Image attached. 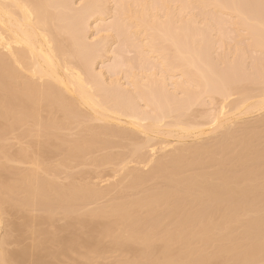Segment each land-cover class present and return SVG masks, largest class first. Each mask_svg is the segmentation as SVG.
Instances as JSON below:
<instances>
[{
	"label": "bare ground",
	"instance_id": "bare-ground-1",
	"mask_svg": "<svg viewBox=\"0 0 264 264\" xmlns=\"http://www.w3.org/2000/svg\"><path fill=\"white\" fill-rule=\"evenodd\" d=\"M66 1H68V0H0V110H1V106L5 108L4 111L2 109L3 113L2 112L0 113L1 119H5V118L9 117L10 119H12L11 124H16L19 122L27 121L26 119H28V121L32 122V124L39 126V129H38L39 133L41 132V130L46 132L47 137L45 135L43 137H46L47 139L44 138V140L45 139L46 140L45 141L43 140L44 142L41 141L42 143L39 142L38 144H40V143L42 145L45 144V146H46V144H53V143H50L51 142L50 140L52 138H53L52 141L54 139H58L55 137L56 134H52L53 133L52 128L54 126V123L52 121L50 122L48 120H46L45 124H40V122H39V116L37 114V111L41 107V103H40L41 101H38L37 99H38V97L39 98L41 97V100L43 102L47 103L48 106H51V105L54 106L55 105L54 107H56V105H57L56 108L59 109V111L61 112V114L63 116V119L66 122L71 121L72 118H73L72 121L77 119L76 121L78 122V120H81V117H82V122L84 124L86 122L88 123V121H86L87 119H89V122H90V120H91V122H92V120H93V122H97V121L103 122L102 124H104V125L98 128V126H96V125H95V127H93L92 123H90L89 126H87L88 125L87 123H86V126L85 125L82 126V122L80 121L81 122L80 125L84 128L83 129L81 127L83 132H81L82 130L80 129L81 133L80 132L78 133V135H80V136H78V139L76 138V139H73L70 142H68L69 148L75 150V149H79V147H81V146L90 147V146L96 145V144H101L103 146H106L107 143L109 142V138H116L119 140H124L126 142H129V144H132L131 147L129 146L131 148V149L129 148V150H130L129 151V157L126 156V158H123V159L121 158L120 163L117 162V161H119V158H118V160H115L114 159L115 157L114 156L112 157L113 160L116 161L117 163L123 164V167L121 166L123 168V170L127 166L126 165L127 159H130V158H131V160L133 159L132 160L133 162H136L137 164H142L143 167H148V166L153 164L150 167V170L148 171V173L147 172L146 173L140 172L141 174H139L138 171L140 170L139 169L140 166L138 168L139 170H136L138 173L135 172L136 168L133 170L135 173L134 172L132 173L130 171L131 173L130 172H129L130 174L128 173L129 174L128 177L130 178V179H128L129 182H126L127 184H124V185L127 186L130 190L131 189L134 190V188L139 187V185L146 183V182H149L150 180H153L154 178L158 179V177H159L162 180L161 181L159 179L162 182V184L160 183L161 184L160 186L158 185L159 181L156 179L158 181L157 186L155 184V186H152V189H150L151 188L150 187L142 197L134 199V200L128 202V204H126V205H118V204L116 205L115 204L116 206H114V204H112L107 208H102V209L98 208L97 211H95V212L92 211V215L96 216L97 218H98V216H99V218L100 217L106 218L105 215L108 216V214H112V216L118 217L120 220H123L124 228H125V231H123V232L126 234H123V232H121L122 234H119V235L116 234L117 236L113 235L114 238L112 236L113 239H112V243L110 245H113L114 250L117 249V251L122 250L123 252H125V250H126L129 252L130 251L132 252V250H131L133 247L132 245H134L136 243L143 246L146 249V251L149 250V251H147L148 254L145 250H144V252L139 251V250H137L138 252L134 251V253H136L137 257L136 258L131 257L132 261L130 258L129 261L123 262L122 264H138V263H140V262H138L139 261L138 257L141 260L143 255L145 256L146 254L148 255L146 257V260L148 259V264H201V263L210 262V260L212 261V259L213 260L219 259L220 260L219 262L224 263V264H263V262H264V209H262L261 207L260 208L262 210L260 208H258L259 210L256 209V211H254L255 209H251L254 211V214L251 211L252 214L249 213V215H248L249 217H247L248 219L244 221V224L242 225V227H243V229H242L243 231L241 234L242 236H240V238L237 239V241L239 240L238 242L231 235V233L233 231L232 228L240 222L241 215L244 212H246L245 209L247 207L251 208L249 206H252L255 202L256 203L253 206H255L257 203L260 204L259 202H261L262 206H264V204H263L264 203V182L262 184L254 182L256 180V177L260 173L264 172V170H263L264 165L263 164H261V165L256 164V160L261 158L262 155H264V149L258 150L259 152H257V150H256V152H255L253 145L251 146V144L254 141V139H253L254 138V136H253L254 131L251 132L252 135L250 134L251 135L250 137L253 136L252 138H250V139H252L251 142H250V139H249V142L244 141V140H248V139H244L243 141L238 140L239 143H240V141L242 143L241 147L243 144L245 145V146L243 145V148H241L242 151H244V149H245L243 154H242L241 150L237 151L238 155L241 153L240 156H238L237 154H234V157L237 156L238 157L237 159L241 160L240 161L241 163H237V161L239 162V160L235 159L234 161H236V163H237L236 165L224 164V162H223L224 159H222L223 157L221 156V154H223V150H225L224 149L226 146L225 143H228V142L223 140L225 142V143H223V145H224L223 146L220 144L222 142V139H220V138L223 137V139L226 138L225 140L229 141L230 138L225 136V135H227L226 133L229 131L230 134L233 136V137H231L230 135H227V136L231 137L230 141L232 140V138H233V140H235V135H236L235 133L237 132L236 131L234 133L235 135L232 134L233 132L231 133V131H234L233 129H235V128H233V125L231 128V123H228V125L230 124L229 125L230 127L227 125L225 126V128L226 127L231 128L230 129L231 131L226 128L227 129L226 133H225L226 129L223 126L226 122V120H224V119H226V117L232 115V113L230 115H226V114H229L228 112H230L229 108H227V107L229 105L232 106L231 104H229L228 106H226L228 103L227 104L221 103L222 105H218L219 106L218 114H215V113H214V115L212 114L214 117L212 119V116H211L212 121H210V122L208 120V121H204V123H202V124H201L202 121L199 122V124L198 123L195 124V122L193 124H190L191 121L188 120L189 124H186L185 121L183 123V117L179 116V119L178 118H175L176 120H174V118L172 119V121H174V122L169 121L170 123H165V118L170 117V114H171L170 112L172 111L171 108H173V107H171V108L169 107L170 101L168 102L169 108L167 106L165 108V104L167 105V102L165 103V101L167 100L166 96L170 95V97H168V96L167 97H168V100H171V94L169 92H167L169 94L164 95L163 97H165V98H163V97H160L159 93H155V91L152 90L154 88L156 90L159 87H161L163 82H165L162 80H165V79L158 78V79H160V83L162 81V83L160 85H158L159 84V82H157L158 79L156 81V83H158V84L155 83V80H156V78H154L155 76L153 77L152 74H149V75L147 74L148 76L152 75V77H147V75L144 73L145 77L144 76L143 77L146 78V80H148L149 78L155 79L154 81L151 79L152 82H154V83H152L151 80L149 79L152 84L149 81L145 80L147 83V85H146L147 87H146L144 85L145 81L144 82L142 81L143 84H141L142 82L139 83L138 78L136 77V74H138L136 71H135L136 72L135 74L133 73V71H129L130 75L127 72V74L129 75L128 76V79H129L128 82L131 84V86L133 85V87H134L133 93L136 96V99L133 98V101H131V99L128 100L125 98H120V96L123 97V95H122L123 90H122L121 86H120L121 88L119 86L117 87V88H120L121 90L116 88L117 93H118V90H119V94H120V91H122L120 96H118V97L114 96L116 98H113L111 96L109 97V95L105 96L104 92H102V90L104 89V88H102L103 85L101 84L102 86H100L97 84V81L93 80V78H95V76L93 74H91L92 71L89 73L88 66H87L88 60L86 59L87 57H85L87 48H84L85 46L81 45V44H84L83 42L82 43L80 42V41H83V39H82L83 37L82 36H81L82 38L80 37L81 34L78 35L79 32L81 31V29L79 28V21H78L80 19L78 17H81V13H82V12L80 13L79 11L82 10L84 13L85 12L88 13L96 5L94 3H91L92 0H87L86 3L84 2V6L81 7L79 11L77 10V13L73 14L72 11L73 12H76V11L73 10L74 9L73 7H70L71 3L69 4ZM116 1H118V0H116ZM132 1L136 2L137 0H132ZM139 1H140V3L138 4V6H136V7H139V9L135 10L136 7L134 9H132L133 7L131 8V4L133 5L132 2L130 4H127L129 2V0L127 2H125L124 0H123V2H121V0H119V2H121L120 3L121 6L124 3L122 8H121V11L122 12L124 11V14L127 13L126 14L127 17L124 15L122 19H124L126 17L128 20L125 18L126 21H124V22H127V21L132 22L133 21L135 26H137L138 28H139V26H144L146 29L144 27H140V28H142V30L144 32V35H145L144 37L147 39L149 37V41L146 39L148 41V42L146 41L148 44L145 42L147 44V46L143 45V47L146 46V48H147L149 46L147 50L149 51V48H150V51H149L150 53L153 52L154 50L158 49L159 52L154 51L153 53H158L157 55L163 54L164 53L163 51H167L166 48H161L160 46H157V45H158V40L160 41V40L167 38L166 36H168V37H169V35L171 36V30H168L169 27H168V23L166 22V20L169 19V15H167V14L172 13L171 12L172 10L170 9L172 4L170 5V2L168 0H160L161 2L158 0H154V1L160 2V5L163 4V6H165V8H166L165 13L166 12L167 13L164 15H165V17H166V15L168 16V19H166L167 17L166 18L164 17V20H163L164 24H165V22L167 23V25H164V30H165L164 33H163V30L156 29L157 32L161 33V31H162V36L164 35V37H165V38L163 37V39H162V37L160 36L161 34H157L156 32H154L155 30L154 31L152 30L153 33H152V31L148 32V30H149L150 26L153 24V21L155 22V19H159L156 16L160 13L158 12L157 15H155V14L157 13V9L162 8L163 6H161V7L157 6V4L159 5L158 2L155 5V3H153L152 0H150L151 2H149V0L148 1L147 0H139ZM172 1H175V0H172ZM191 1L196 2V0H191ZM210 1L212 2V0H209V2ZM214 1H213V3H214ZM216 1H218V0H216ZM220 1H221V3H220ZM224 1H226V0H224ZM101 2L102 1L100 0V3ZM174 3H177V0ZM178 3L181 4L180 5L181 8H183V7L188 8L189 6L193 7L192 6L193 4L190 1H189V3H188V1L183 2V3L181 1H179ZM196 3L200 4L199 6H202V4H203V6L207 5L204 7H210V6L211 7H215V6L217 7V6H220L222 4V0H219L218 2H216V4H213V6H212V3L208 4V2L206 0L197 1ZM196 3H194V4H196ZM219 3H220V5H219ZM229 3H230V1L226 3L227 5L225 4L226 6L224 7L225 8L224 10H227L226 7H228ZM236 3H238V2L237 1L235 2V0H234V5H233L234 7H235ZM187 4H189V5H187ZM134 5H137V3H135ZM175 5H177V4H175ZM118 6H120V5H118ZM221 7H222V5H221ZM199 8H201V7H199ZM118 10H119V8H118ZM158 10H160V9H158ZM78 12L80 13V15H78L79 14ZM87 13L85 14V16L87 15ZM93 13H91V14H93ZM150 13L152 14V18L149 17V16H151ZM69 14H70V17H73L72 19H74V15H77L78 17L76 19H78L77 20L78 23H72L70 21L68 24L65 25L66 20H68V21L70 20V17L69 16L67 17V15H69ZM63 15L65 16L64 17L65 21L61 20V19H63V17L61 18V16H63ZM82 15H84V14H82ZM87 16H92V15H90V13H89V15H87ZM146 17L147 18L149 17L151 19H153V17H154L153 20L150 19V21H151V23L149 24L150 26L147 25L150 21L147 20ZM159 17H160V15H159ZM171 18L169 19L170 21H171ZM146 20L149 22L147 23ZM203 20L205 21L206 19L204 18ZM160 21L157 20V23ZM61 22H63L64 24L62 23V25H61ZM144 22H145V24H144ZM70 23H72V24H70ZM140 23H142V24L140 25ZM157 23L155 22L151 26V28L153 27L152 29H154V27L155 28L158 27ZM161 23L162 22H160L158 24H161ZM116 25H118V24H116ZM131 26H132V24H131ZM146 26H148L149 28ZM161 26H162V24H161ZM165 26L168 29H166ZM112 27H113V29L115 28L114 26H112ZM132 27H133V29H135L134 26H132ZM137 27L135 30L138 29ZM140 28H139V30H141ZM116 30H117V28H116ZM135 30H134V32H135ZM166 30H168V31L166 32ZM119 31H121V30H118V33L122 32V36H123V30L121 32H119ZM138 31H136V33H133L134 36H135V34H139L140 31L139 32ZM146 31H147L148 35L146 34ZM98 32H100V31H98ZM132 32H133V30H132ZM166 33H168V34L166 35ZM116 35H119V34L116 33ZM141 35H143V33ZM61 36H65L64 38L67 41H68L67 38H69L70 41L73 40L75 42L73 50H71V48H67L65 46V44L63 43V37H61ZM123 37H125V36H123ZM123 37H122V39H123ZM120 38H119V40H121ZM170 38H172V37H170ZM188 39H190V38H188ZM191 40H192V38H191ZM121 41H120V44H121ZM169 41H170V39H169ZM73 43H72V45H73ZM202 43L203 42H200V43L198 42V45L200 44L199 46L197 45L198 47L195 46L197 44V42L195 45L192 44V46L196 47L197 51L195 48H193L192 46L189 45L190 48L187 51H190V56L192 54L191 51H193V50L196 54V55L193 54V56L195 55V57L199 53L200 54L198 55V57L203 54L202 51L204 52V45H203V47H201ZM129 44H131V43H129ZM168 45H169L168 50L169 49L171 50L170 44H168ZM156 46L159 48H157ZM144 50H145V48H144ZM179 50L177 51V53L179 52L178 55H180ZM83 54H84V56H83ZM166 54L169 55L170 52L168 54V51H167V53H165V56H167ZM77 56L84 57V60H86V61L83 60V62L76 63L75 58ZM160 56H163V55H160ZM198 57H196V58H198ZM200 57H199V59H201ZM202 58H203L202 60L206 61V59L203 57V55H202ZM201 63L203 64V62H201ZM189 64H190V62H189ZM191 64H192V62H191ZM171 66H173V65H171L170 63L167 64V67L170 69V71H171V69L175 68L174 66L173 67H171ZM197 66H199V65H197ZM17 69L20 70V72ZM106 69H108V68L106 67ZM169 69L166 68V70H168V72H170ZM110 70H111V68H110ZM184 70L186 71L187 69H184ZM185 71H184L185 75L183 74V76L187 77L189 75L188 76L189 78L188 77L186 78L188 80V82L191 81V84L194 82L192 84V86H195V87L199 86L198 88L196 87L199 90L198 97H201L200 96L201 94L204 95V93L206 92L205 90L207 89L206 85L208 83L206 82L207 84H205V88H203L204 85L201 86L200 82H198L200 79L203 80L204 77L203 78L200 77V79L197 77V80H195L196 78L192 77V76L196 75L195 72H193V71L189 72L188 71L189 74H187ZM21 72L26 73L25 77L22 76ZM145 72H147V71H145ZM202 74H203L202 76H204V73H202ZM137 76L139 77L140 75L138 74ZM156 76H157V74H156ZM191 77H192V79H191ZM135 78H137V80H136L137 82L135 81ZM206 78H207V75H206L205 79ZM33 80L36 82L38 81L39 85L41 83L44 84V82H46L43 85V87H42V84L40 85L43 89L41 87H39V85L37 86L38 82H37V84H35ZM141 80H143V79H140V81ZM224 80L225 79H223V82H224ZM227 80L228 79H226L225 84H226V82L229 81V80L228 81ZM133 81H135V82H133ZM188 82H186V84ZM137 83H139V84H137ZM176 83L177 82L174 83V87H175L174 89L175 90H177V88H179L181 86L180 84L177 83L179 87L176 88V86H175V85H177ZM197 83H199V84H197ZM204 83H205V80H204ZM135 84L139 85V87L142 90H144V87H146L145 88L146 91L150 90L146 93L147 96H146V94H141V92H139V94H138V90H137L138 87ZM169 84H171V83L169 82ZM195 84H197V85H195ZM225 84L223 83L224 86H225ZM142 85H144V87H142ZM148 85H151V86L155 85L156 87L152 86L149 88ZM98 86H100L102 89H100V87H98ZM37 87H39L40 89ZM140 88H138V89L141 90ZM196 88H193V89L195 90ZM134 89L137 90V92ZM162 89L164 90V88H162ZM104 90L108 91L107 89H104ZM261 90H259V91H261ZM152 91H154V92H152ZM228 92H229V90H228ZM228 92H226V93H228ZM263 92L264 91L262 90V93ZM153 93L155 96L159 95L160 100H161V98L163 100L165 99V101H164L165 104L164 105L162 104V107H164L166 109V111L164 110V112H163L162 111L163 108L160 109V111H158V108L155 109L154 106L155 105L159 106L158 105L159 103L155 104L154 106H153V104L156 103V101H159V100H157L159 98L157 96V99L155 98L156 101H154L155 96L153 95ZM223 93L225 94V92H223ZM257 93H259V92H257ZM262 93L260 92V94H262ZM140 94H141V96H139ZM228 94H231L230 96H232L233 93L229 92ZM144 95L147 98L149 97L150 103H152V102H154V103L151 105L147 101L144 102V100H145V99H143ZM259 95H258V97H259ZM224 96L225 95H223V97ZM250 96H248V97H250L253 100L254 93H253V95L251 94ZM248 97H246V98H248ZM261 97L258 98V99L261 98L260 100H257V97H256V99L254 98L257 101L254 100L255 103L252 102L253 105H251V103H250L248 105V106L251 105L250 108L249 107L243 108L245 110L244 114L241 113V111L244 112V110H241L238 113L245 116V115H248L249 113L251 115L252 111H254V112L264 111V93H263V96L261 95ZM190 98L191 97H189V99H187L186 101H188V100L191 101ZM150 99L152 100V102ZM227 99H229V98L227 97ZM234 99H233V103L236 101V100L234 101ZM251 99H249V100H251ZM136 100H138V102L140 101V102L145 103L144 106H140V107H143L142 110L144 109V111H146L149 109L150 111L143 112L141 110L140 111L136 110L135 107L138 106L136 104L137 103ZM214 100H216V99H213V101ZM222 100H223V98H222ZM242 100L243 101H240V100H237V101H240V104H243V105L249 101L247 99L245 102V100L243 98H242ZM192 101H193V99H192ZM218 101H219V99H218ZM225 101H227V100L224 99V102ZM189 103H191V102H189ZM235 103H234V105H235ZM77 104L80 107L79 106L77 107ZM236 105H238V104L236 103ZM243 105H241V108L244 107ZM151 106H152V108H151ZM81 107L83 109H86L88 111V113H90V118H88L89 115L87 112H86L87 113L86 114L84 111L83 112L81 111V110H83ZM153 107H154V110H153ZM239 107L240 106H237L236 109ZM77 108H81V109H77ZM230 108L233 109V108H235V106L233 108L232 107H230ZM167 109H168V111H167ZM227 109H228V112H227ZM246 109H248L249 111ZM79 110L82 113H80ZM213 110L215 111V109H213ZM154 111L155 112L158 111V113H160V114H158V113L156 114ZM161 111H162V113H161ZM165 112H168V115H166L167 113H165ZM232 112L234 113L233 110H232ZM83 113H84V115H83ZM172 113H173V111H172ZM238 113H236V114H238ZM246 113H248V114H246ZM240 114H238V115H240ZM86 115H88V117ZM238 115H236V116L238 117ZM180 117L182 119L181 122L179 121ZM231 117H229V118H231ZM91 118H93V119H91ZM229 118H227V119H229ZM83 119H84V121H83ZM232 119H229V120H232ZM254 119L257 120L256 117ZM94 120H97V121H94ZM221 120H224V121L222 122ZM258 120H260V122H261V119H258ZM227 122H229V121L227 120ZM262 122H264V119H262ZM234 125H235V123H234ZM0 126H1V123H0ZM222 128H224L223 130H224L225 134L220 131L221 136L220 137L216 136L219 139V141L221 140L220 143L219 142L217 143L216 137H215L216 140L213 137L215 141L212 142V143H215V142L217 143L215 152L216 151L221 152V154L219 152V155H220L219 157H222V158H220L222 160L219 159V161H222V163L217 162L216 166L218 167V169L214 172L211 171V172L207 173L204 170V167H202V169H199L200 171L197 174L193 175L190 173L191 175H188L187 177L182 176V173L184 172L185 169L193 168V164L190 161L193 160L194 157H197V156L199 157L200 151H202L203 153L210 152V151H211V153H214V152H212V150L209 151L208 149H207L208 151L204 150L203 149L204 148L203 143H202L203 148L200 145H199L200 147L198 148L196 144L193 146L191 143V144H189L191 146H189L188 143L185 142V144L187 146L185 144H183L182 148L177 149L176 148L177 146L175 147L174 146L175 144L173 142H171L170 140L174 139V140H177L176 142L180 143L179 141H184L186 139L189 140V138H191V139L192 138H200L202 136L209 135V134L214 135V133H217L216 131H218L219 129L221 130ZM3 131H5V130H3ZM254 133H256V135H259V132H254ZM218 134H219V132L215 135H218ZM81 135H83V136H81ZM85 135H87V136H85ZM256 135H255V138H256ZM263 135H264V132L262 133V137L264 138ZM84 137L87 139H85ZM168 138H171V139L169 140ZM237 138H238V136L236 137V139ZM238 141H237V144H238ZM172 143H173V145H172ZM231 143L233 144V142H230V143H228V145ZM213 145H215V144H213ZM172 146H174L173 147L174 151L177 150L176 152H173V150L171 149ZM178 146H180V144ZM222 146H223V148H221ZM205 147L209 148L207 146H205ZM244 147H246V148H244ZM168 149H170L172 151H170ZM165 150H167L169 152H167ZM3 151H2V148L0 147V155L3 154L2 153ZM163 151L168 155L165 154L166 155L165 156ZM233 151H232V154L229 156V157H231V159H234V158H232V155H233V153H236ZM159 152H163V155H161L162 153L158 154ZM171 152H173V153H171ZM21 154H23V153H21ZM157 154L159 156L161 155V157H159V158L156 157V158H158V160L155 161V159H156L155 155H157ZM188 155L192 158H190ZM217 156H218V153H217ZM110 157L107 156V158L105 159L106 162L108 161L107 163H110L109 161H112L111 160L112 158H110ZM131 160H130V162H132ZM225 160H227V158H225ZM119 164H116L118 166L117 168H119ZM204 165H208V164H204ZM232 165H234L237 168L235 169V167H233ZM133 167H134V165H133ZM133 167L131 169H133ZM135 167H137V166H135ZM1 168L3 171L0 170L1 171L0 172V174H1L0 188H1V186L6 185L8 182H12V180H13L12 178L9 179L6 177L7 174L4 173L6 171V169H5L6 167L3 166ZM113 169H114V167H113ZM194 170H198V169L195 168V169H193V171ZM203 170H204V172H203ZM112 171H114V170H112ZM118 171H119V173L121 172V170H119V169H118ZM108 173H107V177H108ZM116 173H114V174L111 173V174H113L112 176H114L116 178V176H115ZM111 174H109V175H111ZM10 175H12V174H10ZM101 175H102V173H101ZM104 177H106V175ZM104 177H101L100 179H104ZM125 177H127V176L125 175L123 178L125 179ZM97 179H98V177H97ZM21 180L23 181V185L20 186L19 190H23L24 198L20 202L16 201L15 199L12 198V195H14L18 186L16 184H14V182H13L11 184V186L8 187V193L10 196L9 201L11 202L12 206L17 207L18 205L25 206L27 204L28 205L31 204V205H29L30 207H36L35 204H38L39 206L40 205L42 206V208H40V210H43V207L45 206V208H44L45 210H43V211H46L48 213V214L46 213L47 214L46 215L47 218L45 216L46 219L44 217H42L41 220H36L38 218H34L35 221L33 220V222H30V224L35 222V224H32L33 227H38L41 224L47 223L48 221H49V223H51L52 220L51 219L48 220V219L52 218L51 213L53 214V212L56 211V209H57V211L62 210L65 213V215H69L70 213L72 214V212H73L72 210H75V207L78 205L77 203H81V201H83L84 199H91V198L96 199L97 197L101 198V196L104 197V195H106V192H103L100 190L99 191L93 190L89 186L88 187L85 186V188H84V186H82L84 189L82 187L78 188L74 185L56 187L51 182H49V181L47 182L46 180L40 178L36 174V172H31V171L29 172V174L25 173L24 175H22ZM111 180H113V179H111ZM22 181H20V182H22ZM105 181L107 182V180H105ZM53 187H55V188H53ZM128 188L125 187V189L129 190ZM0 191H1V189H0ZM49 193H52V194H49ZM0 195H1V193H0ZM51 195H53V197ZM13 202H16V204ZM18 202H19V204L17 205ZM166 202H169V207L166 208V210L164 212H161L159 214V216H157L155 214L156 210L158 209L159 206H161V204H164ZM220 205H224V208L220 207ZM139 206L146 207L148 210L147 211L148 213H146V217H144L145 219L142 218L143 221L142 222L139 221L140 226L138 225L137 220H135L136 221L135 222L133 220H130L131 218L128 217L129 211H131L132 209H135L136 207H139ZM1 207H2V203L0 202V209H1ZM248 212H250V210ZM247 213H245V214H247ZM250 215H252V216L250 217ZM86 218L88 219L89 216H87ZM163 218H165V219H163ZM167 218H171V220L168 223L166 222L167 224H164L165 223L164 220H166ZM162 219H163V222H162ZM83 220H86V219H83ZM83 220H81L82 222H81L80 226L81 227L85 226L84 228L88 229V231L86 233V235H88V236L83 240H79L78 237L74 236V234H72L70 237H67L64 239H62V238L59 239V237H61V236H57L58 239L55 238L54 236L53 237L55 239L50 237L52 239V241L50 240L49 242L57 243V245L55 244V246H57L56 248L60 247V251L58 249V252H56V251H55L56 253L54 252L55 255L51 254L52 256L54 255V257H55L56 255H58L57 253H59V254L63 253V256H64V253L66 255L67 253L72 252L71 250L73 249V247H75L76 244H79L80 242L83 243V245H82L83 247H85V246L89 247L88 250L92 249L95 251L97 249V252H98V248H99L98 246H100V244H99L100 241L97 239L99 238L100 234L101 235L103 234V236H104L105 234L107 235L109 233V231L111 230V223L112 222L104 221L102 223H99V221L98 222L95 221V223H94L91 221L92 217L90 219H88V221H90L91 223L88 221L83 222ZM37 221H40L39 223H41V224H39V223L36 224ZM167 221H168V219H167ZM69 222H71V221H69ZM140 222H141V224H140ZM73 223L74 222H71L70 225H72ZM77 225H78V223H77ZM23 226H22V228H23ZM25 228H27V230H26L27 232H29V233L31 232V229L29 230V227H26V225H25ZM73 228H74V226H73ZM45 232H46V230L43 229V232L40 235H43ZM69 234H71V233H69ZM34 235L36 236L37 232ZM38 236L39 235H37V237ZM37 237H34L36 241H38ZM99 239L101 240V237ZM232 239H234L233 243H232V241H233ZM44 240H46V239H44ZM41 241L43 242V244L46 242V241L44 242L42 239H41ZM41 241H38V242H40V244H38V242H37L38 247L43 245L41 243ZM156 241L160 245H158V243ZM224 241L230 242L229 243L230 245H228L227 243H224ZM49 242H48V244H49ZM154 242L158 245L157 247H155ZM129 243H133V244L132 245L130 244L131 245L130 246ZM52 244H49V245H52ZM58 244L60 246H58ZM173 244H179L181 249L177 252L174 251V253H173V250H171V246ZM196 244H199V246L197 247ZM32 247H33V245H32ZM32 247H30V248H32ZM41 248H42V246L40 247V250H41ZM101 248H102V246H101ZM42 249H45V248L43 247ZM22 250H25V249L23 248ZM32 250H35L34 247L29 250L30 258H32L29 260L32 261L34 259V261H37V262H35L36 264H39V263L42 264V259L46 260V258H43V257L49 256L48 251L46 252L48 254V256L47 255L44 256L43 254H41L43 256L42 257V256H40V254H38V252L36 254L31 253ZM88 250H87V252H88ZM99 251H100V248H99ZM238 251L239 252L241 251L240 255L236 256V253ZM23 253L19 252L20 259H18L19 254H17V252H16L17 258L15 259V256H14L15 254L13 255L12 253H8L6 251L0 252V264H8L9 261L14 262L13 260H17V259L21 260ZM143 253H145V254H143ZM31 254H33V256H31ZM26 255L29 256V254H27V251L25 253V256ZM134 255L135 254L132 253V256H134ZM141 255H142V257H141ZM25 256H23V258ZM59 256H62V254ZM50 259H53V257ZM133 259H136V260L133 261ZM48 260L49 259H47V262H48ZM38 261H40V262H38ZM47 262L44 261V264ZM31 263L35 264L33 261Z\"/></svg>",
	"mask_w": 264,
	"mask_h": 264
},
{
	"label": "rangeland",
	"instance_id": "rangeland-1",
	"mask_svg": "<svg viewBox=\"0 0 264 264\" xmlns=\"http://www.w3.org/2000/svg\"><path fill=\"white\" fill-rule=\"evenodd\" d=\"M101 1L102 2L100 3V0L99 1L98 0H92L91 3H94L97 7L94 6L95 8L93 7L92 10L89 11L88 13L87 12L84 13L82 10H80V8L84 6V2L86 3L87 0H68V1H66L69 4L71 3L70 7H73L74 9L73 8L72 9L76 11V12L72 11L73 14L77 13V10L78 11L80 10L79 12L80 13L82 12V13H81V17L74 15V19H72L73 17H70V14L67 15V17L68 16L70 17V20L69 21L66 20L65 25L68 24L70 21L72 23H78L77 22L78 19H76V18L78 17L80 19L78 21H79V28L81 29V31L79 32L78 35L81 34L80 37L81 36L83 37V38L81 37L83 39V41H80V42L81 43L83 42L84 44H81V45L85 46L84 48H87L86 54L85 53L84 54H85V57H87L86 59L88 60V62H87L88 70H89V73L92 71L91 74H93L95 76V78H93V80L97 81L98 85H100V86L103 85L102 88L107 89L110 92L109 93L108 91H105L103 89L102 92H104L105 96L109 95V97L111 96L113 98L120 96L122 91H120V94H119V90L117 93V89H120L122 87V90L124 93L122 92L123 97L120 96V98H125L128 100L131 99V101H133V98L136 99V96L133 93L134 87H133V85L131 86V84L128 82L129 81L128 76L130 75L129 71H133L134 74L137 72L140 75L139 76L140 78H139L137 76L138 74H136V77L138 78L139 83H141L142 81L144 82L146 80V78H144L145 74L146 75L152 74L153 77L155 76L154 78H156V80L151 78L153 81L155 80V83H156L158 78L165 79V80H162V81H165V82H163L164 85L163 84L161 85V87L164 88V90L161 87H159L156 90H155V88L154 89L151 88V89L154 90L155 93H159L160 97H163L164 95H167L170 93L171 94V100H168V97H170V95L169 96L167 95L168 97L166 96L167 100L165 101V99L163 100L162 98L160 100L159 95L155 96L153 93V95L155 96L154 101H156L157 96L159 98V99H157L159 101H156V103L152 102L151 99L150 100L152 103H150L149 97L148 98L146 97L147 96L146 93L148 91H150V90H148V91L145 90V88L147 87L146 81L150 82V80H151L150 78H149L150 80L148 79L145 81L146 84L144 83V85L146 87H144V85H142V87H144V90H142L139 87V85H137L139 83L135 84L138 88L141 89V90H139L136 87L138 90V94H139V92H141V94H146V96L145 95L143 96V99H145L144 102L147 101L151 105L154 103L153 106L155 104L159 103L158 104L159 106H157V105L154 106L155 109L158 108V111H160V109H162V108H163V110H162L163 112H164V110L166 111L165 108H166V106L168 107V104L170 103L169 107L170 108L173 107V108H171L173 113H172V111L170 112L171 114L169 113L170 117L169 118L166 117L167 119L165 118V123L174 122V121H172V119L173 118H174V120H176L175 118L179 119V116L183 117V123L185 121L186 124H189V121H191L190 124H193L194 122H195V124H197V123L199 124V122H201V121H202L201 122V124H202V123H204V121H208V120L210 122V121H212L211 116L213 119L214 113L218 114V110H219L218 105H222L221 103H223V104L228 103L226 106H228L229 104L232 105V106L229 105L227 107V108H229L230 112H228V109H227V112L229 114H226V115H230L232 113V115H230V116L226 117V119H224V120H226V122L223 126L225 128L226 125L227 126L230 125V124L228 125V123H231V128H232V125H233V128H235V129H233L234 131L230 130L231 129V128H229L230 126L226 127V128L228 130H230L231 133L233 132L232 133L233 135L236 134L238 136L237 139H236L237 136L235 135V140H233V138H232L233 141L232 140L230 141L231 137H233V136L230 134L229 131L226 133V131H227L226 128H225L226 129L225 133L227 135H230L231 137L225 135L226 137L230 138L229 141L225 140L226 138L223 139V137H221L220 138V139H222L221 143H220L221 140L219 141V139L217 137L221 136L220 131L224 133V130H223L224 128L216 131L217 133L219 132L218 135H215L217 133H214V135L209 134V135L202 136L200 138H192L193 140L191 138H189V140L186 139L184 141H179L180 143L176 142L177 140H174V139L170 140L171 138H168L171 142H173L175 144L174 145L175 147L177 146L176 147L177 149L182 148V146H183V144H185V142L188 143V145L192 143L193 146L196 144L198 148L200 146H202V143H203L204 148H203V146H202V148L204 150L208 149L209 151L212 150V152H214V153H211V151H210V152L203 153L202 151H200L199 157L198 156L194 157L193 160L190 161L193 164V168L185 169L184 172L182 173V176L187 177L188 175H191V174H193V175L197 174L200 171L199 169H202V167H204V170L207 173L211 172V171L214 172L218 169V167L216 166L217 162L222 163V161H219V159L222 157H223L222 159H224L223 160L224 164L236 165L237 163H241L240 162L241 160L237 159L238 158L237 156L234 157V154L238 155L237 151L241 150V148H243V145H244L243 144L241 147L242 143H241V141L239 143L238 140L243 141L244 139H248V140H244V141L249 142V139L254 136V138H253L254 141L251 144V146L253 145L255 152H256V150H257V152H259L258 150L264 149V138L262 137V133L264 132L263 131L264 130V124H263L264 122H262V119H264V115H263L264 111H261V112L252 111L251 115H250V113L249 114L246 113L248 115H245V116L238 113L239 111L244 110L243 108H245V107L250 108V106L253 105L252 102H254L256 97H257V100H260L262 98L261 95L263 96V93H264V92L262 93V90L264 91V88H263L264 87V21H263L264 20V0H235V2L236 1L238 2V3H236L237 5L235 4V7L233 6L234 0H226V1L222 0V4H221L222 7L220 5L221 1L219 3L220 6L204 7L207 5L203 6V4H202V6H199L200 4L196 3L197 1H203V0H196V2L191 1V0H185V1L184 0H177V3H174V2H176V0L175 1L168 0L170 2V5L172 4V6L170 8L172 10L171 11L172 13L167 14V15H169V19L172 17L171 21L168 19L167 15H166L167 18L165 17L164 14H166L167 12L165 13V11H166L165 6H163V4L160 5L161 1L158 0V1H160V2H158V1L152 0L153 3H155V5L158 2L159 5L157 4V6H159V7L163 6L162 8L157 7L160 10L157 9V13L155 14V15H157L158 12L160 13L156 16L159 19H155V22L157 23V20L158 21L161 20L160 22H162L161 23L162 26H161V24H158V23H160V22H158L157 23L158 27H156V28L154 27V29H152L153 27L151 28V26L155 22L153 21V24L151 26L149 25L151 23L150 19L152 18V14L150 13L151 16H149V17H151V18L148 17L149 18L148 19L146 17V19L149 20L150 22L147 20L146 21H147V23L149 22L147 25L150 26L151 29L148 26H146V27L149 28L148 32L155 30L154 32H156L157 34H161L160 36L163 39L164 35L162 36V31L160 33V32H157L156 29L163 30V33H164V31H165L164 25H167V23H168L169 29L166 26H165V28L168 30H171V36L170 35H169V37L166 36L167 38L164 37L166 40L165 39L160 40V41L158 40V45H157V46H160L161 48H166V50L168 51V54L170 52L169 55L166 54L167 56H165V53H167V51H163L164 52L163 54L157 55L158 53H153V52L154 51L159 52L158 49L154 50V51L152 50L153 52H151V53L149 52L150 48H149V51L147 50L149 46L147 48H146V46L148 44L147 42L149 41V37L147 36L148 39L145 38L143 30H142V28H140V27H144V26H139V28L142 30L141 31V30H139V28L137 26H135L133 21L132 22L127 21L128 23L124 22L127 19L126 18L127 13L124 14V11L123 12L121 11V8H122L124 3L122 4V6L120 3L123 2V0H121V2H119V0L118 1H116V0H101ZM124 1L127 2L128 0H124ZM179 1H181L182 3L186 2V1H188V3H189V1H190L193 4L192 5L193 7L189 6L190 8L189 7L188 8H186V7L181 8V6H180L181 4L178 3ZM206 1L208 2V4L211 2V1L209 2V0H206ZM213 1L214 0H212V2H211L212 6H213V4H216V2H218L219 0L218 1L215 0L214 3H213ZM229 1H230V3L228 4V7H226L227 10H224L225 9L224 7L227 5L226 3ZM131 2L133 3V5L131 4V8L133 7L132 9H134L140 3V1L137 0L136 2L134 1L135 3H137V5H134L135 3L132 0H129V2L127 4H130ZM149 2H151V1L149 0ZM193 2L196 4H194ZM175 4H177V5H175ZM118 5H120V6H118ZM187 5H189V4H187ZM199 7H201V8H199ZM118 8H119V10H118ZM138 9H139V7L135 8V10H138ZM92 11L93 12L95 11L96 13L95 12L93 13ZM80 13L78 15H80ZM86 13H87V15H89V13H90V15H92V16H87V15L85 16ZM91 13H93L94 15ZM82 14H84V15H82ZM64 15L61 16V18L63 17V19H61L63 21H65ZM124 15L126 16L125 17L126 19L125 18L122 19ZM159 15H160V17H159ZM164 17L166 19H168V20H166L167 23L165 22V24L163 23ZM204 18L206 19L205 21L203 20ZM153 19H154V17H153ZM153 19H151V20H153ZM62 23L63 22H61V25H62ZM72 23H70V24H72ZM116 24H118V25H116ZM131 24H132V26L135 27V29H136V27L138 29L137 30L133 29ZM141 24L142 23H140V25ZM144 24H145V22H144ZM112 26H114L115 28L113 29ZM116 28H117V30H116ZM118 30H121V31L123 30V36H125V37L122 36L121 31H119L121 33H118ZM132 30H133V32H132ZM134 30H135V32H134ZM168 30H166V32ZM98 31H100V32H98ZM136 31H138L139 34H135V36H134L133 33H136ZM153 31H152V33H153ZM116 33L119 35H116ZM142 33H143V35H141ZM146 34L148 35L147 31H146ZM167 34L168 33H166V35ZM61 37H63V43L65 44V46L67 48H71V50H73L75 42L73 40L70 41L69 38H67L68 39V41H67L64 38L65 36H61ZM122 37H123V39H122ZM170 37H172V38H170ZM119 38L122 41L119 40ZM168 38L170 39L171 42L169 41ZM188 38H190V39H188ZM191 38H192V40H191ZM124 39L126 41L128 39L129 40L126 42ZM120 41H121V44H120ZM196 42H197V44H196ZM198 42L199 43L203 42L201 47H203V45H204V52L202 51L203 54L202 53L201 54L206 59V61L202 60L203 59L202 55H200L201 57L199 56L201 58V59H199L198 55L200 53L197 54L196 57H198V58H196L195 57L196 54H195L194 50L191 51L192 52L191 56H190V51H187L190 48V46H192V44H194V45L196 44L195 46H197ZM72 43H73V45H72ZM129 43H131V44H129ZM168 44H170L171 50L170 49L168 50V48H169ZM143 45H146V46L143 47ZM192 47L196 49V47H194V46H192ZM144 48H145V50H144ZM157 48H159V47H157ZM178 50L180 51L181 56L178 55L179 54V52L177 53ZM196 51H197V49H196ZM84 54H83V56H84ZM193 54H195V55L193 56ZM160 55H163V56H160ZM83 60H84V57H81V56H77L75 58L76 63L83 62ZM84 61H86V60H84ZM189 62H190V64L192 62V64L190 65ZM201 62H203V64ZM169 63L175 67V68L171 69V71L167 67V64H169ZM197 65H199V66H197ZM173 66H171V67H173ZM106 67L108 69H106ZM110 68H111V70H110ZM166 68L169 69L170 72H168V70H166ZM184 69H187V70L185 71ZM189 70L195 72L196 75L192 76V77L196 78V79L194 78L195 80H197V77L199 79H200V77L201 78L204 77L203 80L198 79L199 80L198 82H200L201 86L204 85L203 88H205V84L208 83L206 85V88H207L205 90L206 92L204 93V95L201 94L200 95L201 97H198L199 90L197 88L199 86H196L197 87L196 88L195 86H192V84L194 82L192 84H191V81H189L190 83L188 82V80L186 78L189 75L187 77L183 76L184 71L187 74H189V72H190ZM18 71L20 72V70H18ZM145 71H147V72H145ZM127 72L129 75L127 74ZM202 73H204V76H202L203 75ZM156 74L158 77L156 76ZM25 75H26V73H22L23 77H25ZM148 75H147V77H152V75H150V76H148ZM206 75H207V78L205 79ZM192 77H191V79H192ZM137 78H135V81L137 80ZM140 79H143V80L140 81ZM223 79H225L224 82H223ZM226 79H228L229 81L227 80L228 82H226V84H225ZM152 80H151V82H152ZM204 80H205V83H204ZM135 81H133V82H135ZM162 81H161V83H162ZM37 82L34 81L35 84H37ZM143 82L141 84H143ZM157 82H159V84L158 83H156V84H158V85L161 84L160 79H158ZM169 82L171 84H169ZM175 82L180 84L182 87L181 86L179 87L178 84L176 83L177 84V85H175L176 88L177 87H179V88H177V90H175L174 89L175 88L174 87ZM186 82H188V83L186 84ZM222 82L225 84V86L223 85ZM45 83L46 82H44V84ZM152 83H154V82H152ZM44 84H42V87ZM197 84H199V83H197ZM197 84H195V85H197ZM38 85H39V82H38L37 86ZM40 85H39V87H41ZM155 85H152V86L154 87ZM100 86H98V87H100ZM118 86L119 87L121 86V87L117 88ZM148 86H149V88L152 87L151 85H148ZM39 87H37V88H39ZM192 87L196 88V89L194 90ZM102 88L100 87V89H102ZM227 89L229 90V92L233 93L232 96H230L231 94H228L229 92ZM137 90H135V91L137 92ZM259 90H261V91H259ZM154 91H152V92H154ZM167 92H169V93H167ZM223 92H225V94ZM226 92H228V93H226ZM257 92H259V93H257ZM260 92L262 94H260ZM253 93H254V97L252 100L250 98L251 97L250 95L251 94L253 95ZM141 94L139 96H141ZM257 94L258 95L260 94L259 95V97H261L260 99H258L259 97ZM223 95H225V96L223 97ZM114 96H116V97H114ZM226 96L229 99H227ZM248 96H250V97H248ZM189 97H191L190 98L191 101H189V100L186 101L187 99H189ZM246 97H248V98H246ZM163 98H165V97H163ZM222 98H223V100H222ZM242 98L245 100V102L247 99L248 100L251 99V100H249L248 102H246L243 105V104H240V101H243ZM192 99H193V101H192ZM213 99H216V100H214L215 102L213 101ZM218 99H219V101H218ZM224 99H226L227 101L224 102ZM233 99H234V101L236 100L235 102L238 105H236L235 102H234L235 103V105H234ZM37 100L41 101L40 102L41 107L37 111L40 124H45L46 120H48L50 122L52 121L54 123V126L52 128V132H53L52 134H56L55 137L58 139H54L52 141V139H53L52 138L50 140L51 141L50 143H53V144H46V146H45V144H43L44 145L43 146L41 144L42 143L41 141H43L44 138L47 137L46 132L41 130V132L39 133L38 132L39 126L32 124V122L28 121V119H26L27 121L19 122L16 124H11L12 119H10L9 117L5 118V119H1V117H0V123H1V126H0V128H1L0 129V147L2 148V151L4 150L2 152L3 154L0 155V170L3 171L1 167H3V166L6 167L5 168L6 171L4 173L7 174V176L5 174L4 175L9 179H11V178L13 179L12 182H8L6 185L1 186V188H0L2 191V192L0 191V193H1L0 202L2 203V207L0 209V223H1L0 224L1 225L0 226V252L6 251L8 253H12L13 255L15 254L14 256L16 259L17 258L16 252H17V254H19V252L23 253L27 249L26 251H27V254H29V256H27V255L25 256V253H26V251H25L22 254L23 256H25L24 258L22 256L21 260H18V259H20V254H19V257L17 260H13L14 262L9 261L10 264H30L32 261L34 263L37 262V261H34V259L32 261L29 260V259H32V258H30L29 250L32 249L33 247L35 249V250L31 251V253H33V254H36L37 252H38V254H40V256H42L41 254H43L44 256L45 255L48 256V254H49L48 257L42 256L43 258H46V260L42 259V264H44V261L47 262V259H49L48 260L49 263L47 262L48 264H120V263L122 264L123 262L129 261L131 257L136 258L137 255H136V253H134V251H137V250L143 251V252H144V250L146 251V249L143 246H141L137 243L132 245L134 242L129 243V245L131 244L133 246L131 249L132 252L131 251L129 252L126 250H125V252H123L121 250L122 251L121 252V251H117V249L114 250L113 245H110L112 243V239L114 238L113 235L117 236L116 234L119 235V234H122L121 232L125 231L123 220H120L118 217L112 216V214H108V216L105 215L106 218H104V217L99 218V216H98V218H99L98 219L96 216L92 215V211L95 212L98 210V208H101V209L107 208L112 204H114V206H116L117 204L118 205H126V204H128V202L142 197L150 187H151L150 189H152V186H155V184L157 186L158 181H159L158 185L160 186L162 184V182H161L162 180L159 177H158V179L154 178L155 180L153 179V180H150L149 182H146V183L139 185V187L134 188V190L133 189L130 190L127 186L124 185V184H127L126 182H129L128 179H130V178L128 177V175L131 172L133 173L134 172L133 170L135 168H136L135 172H137L136 170L140 169L138 171L139 174H141L142 172L148 173V171L150 170V167L153 164L148 166V167H143L142 164H137L136 162L132 161L133 159L131 160V158H130V159H127V161H126L127 166L125 165L126 166L124 168V170L126 171L125 172L122 168L123 164L122 163L119 164V163L121 162V158L122 159L126 158V156L129 157V151H130L129 148L132 146V144H129V142H126L124 140H119L116 138H109V142L107 143L106 146H103L101 144H96V145H92L90 147L81 146V147H79V149H75V150L69 148L68 142H70L71 140L76 139V138L78 139V136H80V135H78V133L82 130L81 127L83 125L86 126L87 122L84 124L82 122V117H81V120H78V122L76 121L77 119L72 121L73 118L71 121L66 122L63 119V116H62L61 112L59 111V109L56 108L57 105H56V107H54L55 105L54 106H52V105L48 106L47 103H45L41 100V97L40 98L38 97ZM237 100H240V101H237ZM257 100H255V101H257ZM136 101H137L136 104L138 105L135 107L136 110H138V111L141 110L143 112L150 111L149 109L146 110L147 108L145 109L146 111H144V109L142 110L143 107H140V106H144L145 103L140 102V101L138 102V100H136ZM164 101H165V103L167 102V105L164 103ZM189 102H191V103H189ZM250 103H251V105L248 106ZM162 104L163 105L165 104V108L162 107ZM233 105L235 106V108H233L234 107ZM241 105H243L244 107L241 108ZM78 106L79 105L77 104V107ZM237 106H240V107L236 109ZM154 107H153V110H154ZM230 107H232L233 109H231ZM81 108H77V109H81ZM151 108H152V106H151ZM2 109L4 111L5 108L1 106L0 113L1 112L3 113ZM213 109H215L216 112ZM85 110L86 109H83L81 111L88 113V111L87 110L85 111ZM232 110L234 111V113L232 112ZM246 110H248V109H246ZM158 111L157 112L154 111V112L157 114ZM162 111H161V113H162ZM167 111H168V109H167ZM79 112H80V110H79ZM82 112H80V113H82ZM165 113H167L166 115H168V112H165ZM236 113H238L240 115H238ZM241 113L244 114L245 110H244V112L241 111ZM158 114H160V113H158ZM235 114L238 115V117ZM83 115H84V113H83ZM88 115H89V117H88ZM88 115H86V116L88 118H90V113H88ZM229 117H231V118H229ZM255 117L257 118V120L254 119ZM227 118H229V119L233 118V119L229 120ZM84 119H83V121H84ZM91 119H93V118H91ZM258 119H261L262 123ZM224 120H221V121L223 122ZM227 120L229 122H227ZM80 121L82 122V126L80 125V123H81ZM86 121H88L87 126H89L90 123L93 124L92 125L93 127H95V125H96V126H98V128L104 125V124H102L103 122H100L97 120H94L97 122H93V120H92V122H91V120L89 122V119H87ZM179 121L180 122L182 121L181 117H180ZM233 122L235 123V125ZM3 130H5V131H3ZM252 131L259 132V135H256V133L253 132L254 135L252 137H250L252 135L251 134ZM81 132H83V130ZM44 135L46 137H43ZM255 135H256V138H255ZM81 136H83V135H81ZM85 136H87V135H85ZM213 137L214 138L216 137L217 143L219 142L221 145H223V143H225L224 141H226L228 143L233 142V144L231 143L229 145H228V143H225L226 146L224 148L225 150H223V154H221V152L218 150L222 157H219L220 156L219 152L216 151L218 153V156H217V153L215 152L217 143L216 142L212 143L213 141L216 140V138L214 140ZM85 139H87V138H85ZM251 140L252 139H250V142H251ZM237 141H238V144H237ZM39 142H41V143L38 144ZM173 143H172V145H173ZM179 144H180V146H178ZM213 144H215V145H213ZM174 146H172L171 149L173 150V152H176L177 150L174 151V149H173ZM189 146H191V145H189ZM205 146H207L209 148H206ZM223 146L221 148H223ZM244 148H246V147H244ZM232 149L233 150L235 149L236 151L235 150L233 151ZM168 150H170V149H168ZM172 150H170V151H172ZM231 150L233 152H236V153H233V155H232V158H234V159H231V157H229L232 154ZM165 151H167V150H165ZM244 151H245V149H244ZM244 151H242V154L244 153ZM20 152L23 154H21ZM163 152H159L158 154L162 153L161 155H163ZM167 152H169V151H167ZM173 152H171V153H173ZM165 154L166 153L164 152V155ZM240 154L238 156H240ZM157 155H155V158L161 157V155L160 156L159 155L157 156ZM166 155H168V154H166ZM107 156L108 157L111 156L110 158H112L114 156L115 160H118V158H119V161H117L119 163L114 161L113 158L111 159L112 161H109L110 163H107L108 161L106 162V160H105L107 158ZM158 158H156L155 161L158 160ZM190 158H192V157H190ZM225 158H227V160H225ZM222 159H220V160H222ZM235 159L239 160V162L237 161V163H236V161H234ZM130 160L132 162H130ZM115 163L119 164V168H117L118 166ZM204 164H208V165H204ZM256 164L257 165L258 164L264 165V155H262L261 158L256 160ZM133 165H134V167H133ZM234 165H232V166L235 167ZM135 166H137V167H135ZM139 166H140V168H139ZM113 167H114V169H113ZM132 167H133V169H131ZM195 168H197L198 170L193 171V169H195ZM236 168L237 167H235V169ZM118 169L121 170L122 173L121 172L119 173ZM112 170H114V171H112ZM204 170H203V172H204ZM263 170H264V168H263ZM30 171L36 172V174L40 178L46 180L47 182L48 181L51 182L56 187L74 185L78 188H81L82 186H84V188H85V186L86 187L89 186L93 190H98V191L100 190V191L106 192V195H104V197L101 196V198L97 197L96 199L95 198L84 199L83 201H81V203H77L78 205L75 207V210H72L73 211L72 214L70 213L69 215H65V213L62 210L57 211V209H56V211H54L53 214L51 213L52 218L48 219V220H50V219L52 220L51 223H49V221H48L47 222L48 224L47 223L41 224V223H39L40 221H37L36 224L39 223L41 225L38 227H33L32 224H35V222L32 224H30V222H33L34 218H38L36 220H41V218L42 217L45 218V216L48 213L46 211H43V210H45L44 209L45 206L43 207V210H40V208H42V206L41 205L39 206L38 204H35V203L34 204L36 207H30L29 205H31V204H29V205L27 204L25 206L18 205L19 202L24 198L23 190H19L20 186L23 185V181L21 180V177L25 173L29 174ZM101 173H102V175H101ZM107 173H108V177H107ZM111 173H113V174L116 173L115 174L116 178L114 176H112L113 174H111ZM10 174H12V175H10ZM109 174H111V175H109ZM105 175L107 178L104 177ZM125 175L128 177V178L125 177L126 180L123 178ZM0 177H1V174H0ZM97 177H98V179H97ZM101 177H104V179H100ZM110 178L113 180H111ZM105 180H107V182ZM20 181H22V182H20ZM13 182H14V184H16L18 186L14 195H12L13 199H15L16 201H19L17 203V205H18L17 207L12 206L11 202L9 201L10 196L8 193V187L11 186V184ZM254 182L262 184L264 182V172L260 173L256 177V180ZM125 187L128 188L129 190L125 189ZM53 188H55V187H53ZM49 194H52V193H49ZM51 196L53 197V195H51ZM13 203L16 204V202H13ZM259 203L260 204L257 203L255 206H253L254 204L252 206H249L251 208L247 207L248 209L247 208L245 209L246 212H244L241 215L240 222L232 228L233 231H232L231 235H232V237H234V239H236V241H237V239L240 238V236H242L241 235L242 231H243L242 225L244 224V221L248 219L247 217H249L248 216L249 213L252 214L251 213V211H252L254 214V211H256V209H258L260 207L262 209H264V206H262L261 202H259ZM168 207H169V202L161 204V206H159L158 209L156 210L155 214L157 216H159V214L161 212H164L166 210V208H168ZM220 207L224 208V205H220ZM251 209H255V210L253 211ZM249 210H250V212H248ZM147 211L148 210L146 207L139 206V207H136L135 209H132L131 211H129L128 217L131 218L130 220H133V221L137 220L138 225H139V221L142 222L143 219H145L144 217H146V213H148ZM245 213H247V214H245ZM87 216H89L88 219H90L92 217L91 221L94 223H95V221H97V222L99 221V223H102L104 221L112 222L111 223V230L109 231V233L107 235L105 234L104 236H103V234L102 235L100 234L99 238L101 237V240L99 238L97 239L100 241L99 242L100 246H98L100 248V251H99L98 247H97L98 252H97L96 248H95L96 249L95 251L92 249L88 250L89 247H86V246L83 247L82 246L83 243L80 242L81 244L80 243L76 244V246H75L76 248L73 247V249L71 250L72 252H69L66 255L64 253V256H63V253H60V254L57 253L58 255H56L57 257L55 256L56 257L55 258L54 255L56 252H58V249L60 251V247L56 248L57 246H55V244L57 245V243L52 242L54 244L53 245L51 242H49L50 240L52 241L51 238L55 237L58 239L57 236H61V237H59V239L60 238L64 239V238L70 237L72 234H74V236L78 237L79 240L85 239L88 236V235H86L88 229L84 228L85 226H83V225H82L83 227H81L80 224L82 222L81 220H83V219H86V220H83V222L88 221V219L86 218ZM251 216L252 215H250V217ZM46 218H47V216H46ZM163 219H165V218H163ZM163 219H162V222H163ZM167 219H168V221H167ZM167 219L164 220V222H165L164 224H167L171 220V218H167ZM69 221L74 222L72 224L74 226V228L72 225H70L71 222H69ZM88 222H90V221H88ZM141 222H140V224H141ZM77 223H78V225H77ZM25 225H26V227H29V230L31 229L30 233L26 231L27 228H25ZM22 226H23V228H22ZM43 229L46 230V232H45L46 234L44 233L43 235H40V234H42ZM36 232H37V235H39L38 237H37V235L36 236L34 235ZM69 233H71V234H69ZM123 234H126V233L123 232ZM112 236H113V238H112ZM34 237H37L38 241H41V239H42L44 242L48 241L49 244H52V245H49L48 242L47 243L45 242L43 244V242L41 241V243L43 244L41 246H42V248L44 247L45 249L41 248V250H40L41 246L39 245L40 247H38V244H40V242L36 241ZM44 239H46V240H44ZM234 239H232L233 240L232 243L234 242ZM37 242H38V244H37ZM224 243H227L228 245H230L229 244L230 242L224 241ZM32 245H33V247H32ZM158 245H160V244L158 243ZM158 245L155 243V247H157ZM58 246H60V245L58 244ZM101 246H102V248H101ZM196 246L198 247L199 244H196ZM30 247H32V248H30ZM21 248L22 249L24 248L25 250H22ZM180 249H181V247L179 244H173L171 246V250H173V253H174V251L177 252ZM87 250H88V252H87ZM47 251L49 252L48 254L46 253ZM147 251H149V250H147ZM240 252L238 251L236 253V256H239ZM132 253L135 254L136 256L135 255L132 256ZM33 254H31V256H33ZM51 254H54V255L52 256ZM61 254H62V256H59ZM143 254H145V253H143ZM147 254H148V252H147ZM147 254L145 256L143 255V257L141 255V257H142L141 260L138 257L139 261L138 260L137 261L140 262L138 264H148V259L146 260V257L148 256ZM51 256L53 257V259H50V258H52ZM135 260L136 259H133V261H135ZM131 261H132V258H131ZM219 261H220L219 259L218 260L212 259V261L210 260V262L201 263V264H219L220 263ZM38 262H40V261H38ZM47 263H45V264H47ZM31 264H33V263H31ZM39 264H41V263H39ZM220 264H224V263H220ZM263 264H264V262H263Z\"/></svg>",
	"mask_w": 264,
	"mask_h": 264
}]
</instances>
